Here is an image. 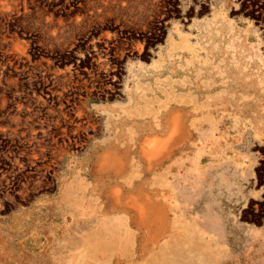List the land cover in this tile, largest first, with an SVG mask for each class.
<instances>
[{
    "label": "rangeland",
    "instance_id": "obj_1",
    "mask_svg": "<svg viewBox=\"0 0 264 264\" xmlns=\"http://www.w3.org/2000/svg\"><path fill=\"white\" fill-rule=\"evenodd\" d=\"M0 264H264V0H0Z\"/></svg>",
    "mask_w": 264,
    "mask_h": 264
},
{
    "label": "crops",
    "instance_id": "obj_2",
    "mask_svg": "<svg viewBox=\"0 0 264 264\" xmlns=\"http://www.w3.org/2000/svg\"><path fill=\"white\" fill-rule=\"evenodd\" d=\"M114 156H115V155H112V154H107V155H105V157H104V161H105V160H107V161H108L109 159H111V160H112V159H114Z\"/></svg>",
    "mask_w": 264,
    "mask_h": 264
},
{
    "label": "bare ground",
    "instance_id": "obj_3",
    "mask_svg": "<svg viewBox=\"0 0 264 264\" xmlns=\"http://www.w3.org/2000/svg\"><path fill=\"white\" fill-rule=\"evenodd\" d=\"M140 80V79H139ZM134 95V94H133ZM134 97V96H133Z\"/></svg>",
    "mask_w": 264,
    "mask_h": 264
}]
</instances>
